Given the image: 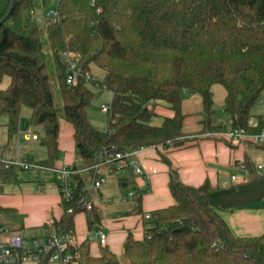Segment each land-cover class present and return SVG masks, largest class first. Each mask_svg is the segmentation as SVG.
Listing matches in <instances>:
<instances>
[{"label":"trees","instance_id":"16d2710c","mask_svg":"<svg viewBox=\"0 0 264 264\" xmlns=\"http://www.w3.org/2000/svg\"><path fill=\"white\" fill-rule=\"evenodd\" d=\"M11 0H0V21ZM34 0H14L7 20L0 25V116L6 117V147L18 132L20 112L29 108L28 123L40 127L39 145L45 151L40 163L58 167L60 119L55 108L48 60L52 62L61 101L62 121L72 128L77 162L70 168L72 199L61 202L62 215L53 226L74 235V217L84 213L90 229L100 221L97 207L87 212L79 202L93 177L97 157L144 148L180 147L191 141L182 133L184 92L201 99V130L195 136L224 132L217 126L211 87L225 90L223 112L230 129L264 131V114L252 118V109L264 93V0H58V19L44 27L29 21ZM78 56L81 72L94 66L103 72L101 89L91 91L79 79L66 83L62 54ZM104 89V90H102ZM102 91L111 94L105 130L88 122L87 110ZM173 115L160 125L151 124L156 105ZM253 119L255 125L247 122ZM250 143V142H248ZM253 144V143H251ZM263 148V144H253ZM170 167L166 159H162ZM244 170L257 180L255 166L246 158ZM85 173L81 174L80 171ZM5 172L0 171V178ZM130 191V201L142 220L140 238L128 235L122 254L128 264H264V232L235 236L206 195L208 181L194 187L170 172L168 190L173 203L153 210L144 219L143 191L131 170L116 178ZM71 209V214L66 210ZM145 220V221H144ZM77 244L78 264H121L107 246L91 255ZM41 264H46L45 261Z\"/></svg>","mask_w":264,"mask_h":264},{"label":"crops","instance_id":"0c3cea01","mask_svg":"<svg viewBox=\"0 0 264 264\" xmlns=\"http://www.w3.org/2000/svg\"><path fill=\"white\" fill-rule=\"evenodd\" d=\"M35 11L36 8L33 10L34 15ZM211 95L215 123L227 131L230 129V119L223 112L225 90L222 86L215 84L211 87ZM181 110L184 115L182 133L186 137H191V141L176 148L160 147L157 150L148 149L138 154L144 176L134 177L137 187L143 191L140 206L142 215L150 214L153 210L173 203L168 190V181L172 171L177 175L178 180L186 185L197 187L204 181H208L212 191L206 195V200L210 205L219 209L221 217L235 236L261 235L264 232L263 148H257L248 142L227 141L217 134L220 132L207 133L205 137L195 136L201 130L202 119L201 99L197 94L184 92ZM154 112L155 117L152 118L151 124L156 126L160 125L164 118H170L173 115L172 111L160 104L155 106ZM251 114L253 119L258 115L253 112ZM27 117H29V112ZM32 128L30 125L27 128L18 125L14 142L6 147L7 138L5 137L2 141L0 157L43 160L45 151L39 145V136ZM31 135L35 139L31 140ZM58 144L61 157L57 166L71 167L77 162V156L72 139V128L63 121L59 128ZM247 157L250 158L255 169L258 165L263 166V177L249 180L255 175H249L244 168L239 167V164L243 165ZM162 159H166L170 167ZM99 174L105 179V183L98 190L97 209L100 221L89 229L85 214H77L74 217V237L79 246H87L90 254L96 255L99 248L96 235L97 232L102 231L107 237L106 246L119 256L126 236L141 237L142 220L130 199L121 200L130 191L121 189L116 178L107 174L105 168H101ZM231 177H235L234 180ZM24 183L36 185L28 186L15 194H3L1 193L2 185H16L19 182L0 184V224L9 231H21L27 239L46 238L49 234L50 223L58 221L62 215L57 177L50 176L46 180L41 177L29 178ZM89 184L90 182L87 186ZM28 232L34 234L26 235Z\"/></svg>","mask_w":264,"mask_h":264},{"label":"built area","instance_id":"2783aa9c","mask_svg":"<svg viewBox=\"0 0 264 264\" xmlns=\"http://www.w3.org/2000/svg\"><path fill=\"white\" fill-rule=\"evenodd\" d=\"M59 13L55 8L45 12L44 18L46 22L58 19ZM29 21H37L33 12L27 15ZM62 62L67 70L66 83L69 86H76L79 79L83 80L85 85L93 92L101 89L100 83L91 76L90 72H81L77 66L78 56L71 52L62 54ZM104 90V89H102ZM109 102L101 104L100 109L104 113L109 111ZM249 127H253L255 122L249 119L247 122ZM227 141L250 142L253 144L264 143V131L259 133H250L245 129H228L227 131L217 133ZM35 139L31 135V140ZM145 150L139 148L126 153H115L98 156L96 163L91 167L94 171V177L90 184L86 186L84 191L86 196L81 197L79 202L89 212L98 206V190L105 183L103 176L99 174L101 168H105L107 174L120 177L128 169L134 176L143 177L144 172L140 166L138 154ZM243 169V165L239 164ZM257 175H262L263 166L256 167ZM0 171L5 172V176L0 178L2 182H26L29 178L37 179L41 177L46 180L50 176H56L58 180V189L61 202H69L72 199L73 184L71 176L73 170L62 165L58 167H47L40 163L36 158H11L4 159L0 157ZM80 173H85L84 170ZM235 177H231L234 180ZM132 193L128 192L122 201L130 199ZM66 214H71V209L66 210ZM150 214L144 215V219L148 220ZM97 239L100 246H106L107 237L102 231L97 232ZM79 253L77 250V242L71 232H64L56 229L53 222L50 223L49 234L46 238L31 237L26 238L21 231H9L0 224V264H78Z\"/></svg>","mask_w":264,"mask_h":264},{"label":"rangeland","instance_id":"374dc122","mask_svg":"<svg viewBox=\"0 0 264 264\" xmlns=\"http://www.w3.org/2000/svg\"><path fill=\"white\" fill-rule=\"evenodd\" d=\"M37 7H36V13H35V17L37 19V23L40 25V27H44V25L46 24V20L44 18V14L45 12L53 9L54 6H56L58 0H34ZM48 60V74H49V78L51 81V92H52V97H53V102L55 105V108L58 111L59 114V119L60 122H62V117H61V101H60V97H59V93L57 90V83H56V79L54 76V72H53V65L52 62L47 58ZM90 74L92 77H94L98 82H101L102 77H103V72L99 69H97L94 66L90 67ZM9 84V78L5 77L2 82L0 83V90L6 88V86ZM111 100V94L108 91H102V93L100 94L99 99L95 102V104H93L88 110H87V118H88V122L90 123V125L97 129V130H104L106 128V114L101 111L100 106L101 104L104 103H108ZM29 112V108L27 107H23L21 109L20 112V118H19V123L18 125H22L23 128H27L29 126L28 120H26L27 114ZM252 112L254 114H264V93L261 96V99L255 104V106L252 109ZM220 113V111L218 112ZM26 115V117H25ZM6 123V117L5 116H0V145L2 143V141L5 139L6 137V129L4 128V124ZM32 129H35L37 136L40 137V134L42 133V129L40 127H33ZM207 135H200L198 137H205ZM209 136H212V134H209ZM36 147L38 148V145H36ZM148 150V149H145ZM143 150V151H145ZM142 151V152H143ZM141 153V152H140ZM32 185H36V184H25L23 181H20L19 184H4L2 185L1 188V193L3 194H15L19 191H22L25 188H28V186H32ZM24 187V188H23ZM16 224V223H15ZM8 227H11L12 225H7ZM28 234H34V233H27ZM118 259L120 261L121 264H128V262L125 260L122 252L121 254L118 256Z\"/></svg>","mask_w":264,"mask_h":264},{"label":"water","instance_id":"95a60500","mask_svg":"<svg viewBox=\"0 0 264 264\" xmlns=\"http://www.w3.org/2000/svg\"><path fill=\"white\" fill-rule=\"evenodd\" d=\"M13 3H14V0H11L10 1V8H9L6 16L0 21V25H2L7 20V18L9 17V15H10V13L12 11Z\"/></svg>","mask_w":264,"mask_h":264}]
</instances>
